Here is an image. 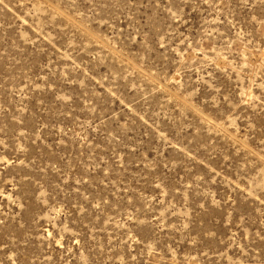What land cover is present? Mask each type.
<instances>
[{
	"label": "rangeland",
	"instance_id": "rangeland-1",
	"mask_svg": "<svg viewBox=\"0 0 264 264\" xmlns=\"http://www.w3.org/2000/svg\"><path fill=\"white\" fill-rule=\"evenodd\" d=\"M0 264H264V0H0Z\"/></svg>",
	"mask_w": 264,
	"mask_h": 264
}]
</instances>
